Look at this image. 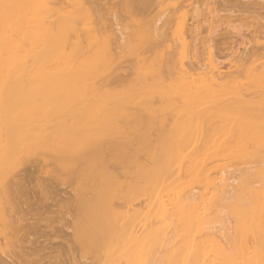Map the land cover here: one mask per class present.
Instances as JSON below:
<instances>
[{"label":"bare ground","instance_id":"6f19581e","mask_svg":"<svg viewBox=\"0 0 264 264\" xmlns=\"http://www.w3.org/2000/svg\"><path fill=\"white\" fill-rule=\"evenodd\" d=\"M198 1L199 0H0V20L2 17L3 21L0 34V78L2 79L0 82H2V87L5 92L7 91L5 97H3L4 101H0V104L3 103L4 105L2 106L4 107L3 111L6 113L3 117L4 122H0L2 123L0 125V139L2 140L0 142H2V144L0 145H2V149L5 151L2 152L7 153L9 151L7 155H5L7 160H13L10 158L12 155L13 158L17 154L21 156V150H25L30 144L29 141L31 138H29V134L26 130L24 131L23 128L15 127L14 125L17 118L19 119V117H21V120L23 118L20 111L22 112L23 110L24 112L27 107H34V101L41 103L42 113L48 108L65 107L67 105L65 103L68 101L69 105H72L70 104V102L73 103L70 99L72 96L71 94L70 97H67L66 101H59V99L58 101L57 99L56 101H50L49 99L41 101L38 99H31L30 95L28 96L23 93L28 89H26V86L37 85L35 89L36 87L42 88V85L49 87L48 85L56 83L55 79L59 77H62V80L71 77V83L75 82L73 80L75 78H89L88 80H92V82H96L95 80H97L98 85H95L97 86L96 94H98L97 92L101 93V97L99 94L98 96L100 99L102 98V101L106 97V100H109V95L114 99V96L110 93H114L113 95L116 96L117 93L119 94L121 93L120 91L123 90H125V93L130 91L132 95L135 94L133 92L140 94L142 92V94L147 97L149 94V97H151V100L149 98L151 106H149L152 110H161V113L158 111V113H160L158 116L162 114V110L166 112L164 113L163 111L166 115L169 113L171 114L172 112L167 110L168 108L178 111L177 115H173L172 117L171 115H167L169 118H166L174 122L173 125L171 124L169 126V129H173V131L175 129V122L181 119L182 113H186L188 110L191 111L196 109L197 112L206 111L204 112L206 115L208 112V116L204 118L206 119L208 117L209 121L211 117L209 116L210 112L214 111L215 113H213V115L217 117V120L208 122V119H206L207 123H204L206 121L204 119V122L202 121L201 123L200 121L197 124L194 122V119H190L189 122L193 120V123L192 121L191 123L195 124L194 126L196 128L194 129L197 130L196 135L192 136L193 134H191L192 138L195 137L190 141L191 144L187 143V138L184 139L179 137V139H184L183 142L186 141L185 143L188 144L186 145L184 143L182 147L179 145L180 142L176 135L183 136L184 134V129L182 127L185 126V124L183 120H180L182 124L181 129L183 130H178L179 133L176 132V137H173L174 140H177H170L172 135L166 137L167 139L169 137L168 140H170V143H168V140L167 143L169 144L168 147L171 144L170 148H165L167 146L165 143L166 139H164L166 136L165 134L162 139L160 137L162 140L159 141L160 144L159 142L157 143L158 138L156 139L157 141H152L153 145L164 146H159V149L156 145L157 149L154 148L155 146L152 147L149 143L151 141L146 139L145 141H149L147 143L149 146L145 147L147 144L143 141L144 145L142 148H147L146 150H148V152H142L143 154L141 153V155H139L141 158H136L137 156H134L136 158L135 161L134 157V159H132L133 161L131 163L134 162V166H132L133 164H131V166L134 167L132 171L134 172V178L133 180L131 179L132 182L131 180L130 182L133 185H131V183H125L126 180L123 183L126 187L128 185L127 188L130 189V192L133 188L141 192L145 189V191L142 192L143 196L141 195L142 199L141 197L139 198V196L137 197L142 201H126V196L130 199L132 197L129 191L127 192L128 189H125L126 187L124 190H120L121 187H124L123 184L122 186L120 185V188H117L119 191L115 192L122 193L126 191V195L122 193V196L124 195L123 198L125 197V202L123 199L119 198L120 195H118V198L116 196L117 194L114 195V199H120V203L122 202L121 200H123V203L128 204L126 209L127 212H129L128 215H131L128 216L129 219L123 217L125 213L122 211L123 208H120V211L124 213H122V215L120 214L124 219V223H126V220H130L127 221L129 224L127 225V229H125L126 231L131 226L130 231H126L128 233L130 232V234L129 236H125L128 238L124 237V235H128V233L123 235L128 241L124 243L122 240L123 238L118 239L121 241L119 242L120 244H118L120 248L118 250L113 248V242H115L114 238L110 235L106 236L108 234H105L111 227L109 225V227H107L106 224L104 226L102 223L104 230L106 227L104 231L105 236H103L105 239L104 242L106 243H103L102 237V240L98 241L100 244L102 242V244L99 245L98 243V246L96 245V247H94L96 250L93 249L91 251L95 259V262H92V264H264V23H262L258 17V14L264 12V4L254 1L232 2L230 0H201L203 3L200 4ZM186 7H190L191 17L188 16L190 13H188L189 11ZM184 8L188 11L187 16L186 11L183 10ZM218 11H224L228 14L219 15ZM231 16H235L234 18L238 21L242 20L250 24L248 25L245 23L247 28L244 30L234 27L236 36L227 29H221L215 33L217 29V25L215 24L230 20L229 18H231ZM187 18L189 23L188 21L186 22ZM252 21H256V23ZM203 23H205V25ZM236 37L241 40L240 44L242 46V51H239V48L238 50L234 49L233 45L235 44L234 39H236ZM247 45L249 46L247 47ZM221 58L226 59V66L222 67L221 64L223 62H218ZM51 78H55V82L52 81ZM34 79H39V82L42 81L43 83L45 80L51 79L52 82L48 85H46V83H49V81H45V85L40 82L42 84L38 86L40 83L35 82ZM58 80L57 82L61 81ZM66 82H68V80H66ZM78 82H80V80H78ZM78 82L75 83V86ZM68 83H66V85ZM2 84L0 83V86ZM85 84L86 83L81 85V88L78 87L80 83L76 86L77 89L79 88V92L80 89L85 87ZM68 85L71 87L73 86L71 84ZM47 87L45 89H47ZM53 87H56L55 84L51 87V91L54 90L52 93L50 92L51 94H54L56 91V88L53 89ZM32 89L34 90V86ZM57 89H59V87ZM68 89L70 90V87ZM84 89H82V91ZM15 90H17V92ZM20 90L23 93V98H21L22 94L20 96ZM37 90L39 91L40 89L37 88ZM42 90L44 89H41V91ZM78 90L77 95L79 94ZM8 91H11V93L14 91L15 93L13 94L15 96H11ZM58 91L57 92L62 95L63 89ZM82 91L80 92L82 94L88 93ZM50 93L47 95L50 96ZM74 93H76V91ZM63 94L67 95L68 93L64 92ZM103 94L106 95L105 98ZM93 95L94 94H92V96ZM25 96L30 99H27ZM56 96H58L57 93ZM95 96H93L95 99H92L97 102V98L99 97ZM144 96L141 97L143 99L139 97V100L136 101L142 103L146 98V96ZM120 97H123V95H120ZM120 97L116 96V100L118 101ZM89 99L88 97V100ZM93 100L91 103L94 102ZM119 100H121V98ZM124 100L125 99H123V101ZM75 101H77V99ZM99 101L97 104H92H96L98 107ZM88 102H90V100ZM105 102H107V105L109 104L108 101ZM121 102L118 101L117 103ZM100 103L102 102L100 101ZM144 103L148 105L146 102H143L142 105H140L144 107L140 106L141 108H139L136 105V108L143 110L145 107L147 109L150 108L144 105ZM79 104L81 107V105H83V100L82 103L80 102ZM110 104V107L114 105V103ZM107 105L104 106L109 108ZM22 107H25V109H22ZM94 107L95 109L97 108L96 106ZM134 107L132 109H134ZM18 108L20 111H16ZM9 110H13L11 111L12 113ZM144 111H146V109ZM259 111L261 112L259 113ZM26 112L27 111L24 113ZM194 114L193 111V115H191L192 118ZM202 114L203 113H201V115ZM138 116L140 115L138 114ZM140 117H142V115ZM140 117L138 118L140 119ZM196 117H199V115L197 116L196 114ZM142 118L140 119L141 121L143 120ZM140 120L134 121V123ZM164 120L165 118L161 124L168 122ZM146 123H148V126L151 128V120ZM191 123H189V125ZM168 124L170 123L168 122ZM181 124L179 125L178 123L176 128L178 127L180 129ZM162 125L159 123V126ZM135 126L136 125H134V128ZM138 126L140 127L139 124ZM171 126L174 127L171 128ZM139 127H137L138 130ZM141 127L140 129H143V127ZM146 127L145 124L144 130H146ZM190 127H193V125L189 126V128ZM42 128L44 129V127ZM137 128L134 130L136 131ZM161 128L163 129V126ZM148 129L149 127H147V130ZM38 130L42 129L38 128ZM138 130L136 131L137 135H139V132L141 133L144 131L140 130L138 132ZM195 130L192 128L190 132L192 133ZM168 131L169 130H167V132ZM145 132L146 131H144V133ZM180 132L183 134L180 135ZM167 135H170V131ZM185 136L186 134L184 137ZM2 138H4V140ZM44 138L42 140H44ZM34 139L31 141V146H33V142L36 141ZM107 139L104 141L106 144H109V139ZM137 140H139V138ZM3 141H7L4 142V145L7 144V146L5 145V149ZM171 141L175 143L178 142L179 144L174 143L175 145H172ZM151 147L152 149L154 148L153 151ZM142 148L140 149L139 146V151H142ZM46 150L53 153L54 158L58 155H62L58 148L57 150L60 154L57 152L56 148L54 149L56 153L49 147H47ZM43 151L45 152V150ZM43 153L40 155L43 156ZM93 153L94 152L88 153L92 154L90 155L91 158L87 155L91 160L84 158L87 157L85 154H80L85 161L78 156L79 161H84V163L82 161L84 164L83 168L80 165L81 162H79V168L82 169H79L82 173L79 176L81 177L85 172V176L87 174L90 175V173L92 174L91 178L94 176L93 179L96 180L94 182L96 185H92L93 183L90 182L91 184L88 187V191L90 192H88V194L92 195H89L92 199L91 201H94V203L97 201V203H99L98 200L100 198L95 197L97 195L94 191L95 188L97 190L95 186L100 185L102 187V185L105 184L109 185V178L112 176L107 173L110 176L108 177L105 164L103 163V165L100 163V156H96V154L94 155L95 161ZM137 154L138 153L135 155ZM50 155L52 156V154ZM60 156L57 157V163L61 162L59 158L61 160L64 158V155H62L63 158ZM96 157L98 158L96 159ZM54 158H52L53 161ZM14 159V161H16L18 158L16 157ZM49 159H51V157ZM74 159L76 160V157L72 158V161H69L68 167L72 166V164L70 166L71 162H77ZM37 161V159L32 161L33 165L38 164ZM94 161L99 162L94 163ZM16 162L18 163V161ZM54 162H56V160ZM43 163L44 162L41 164ZM8 164L11 163L9 162ZM46 164L48 166L50 163ZM46 164H43V166ZM95 164L97 168H99L98 170H94ZM99 164L102 165L101 169ZM5 165L7 164L5 163ZM73 165L76 164L74 163ZM90 165L93 169L89 167ZM103 166H105L104 169ZM9 167L10 166H8V168ZM84 168L85 172H82ZM88 168H91V171ZM3 170L6 172V168ZM93 170L94 172H92ZM99 170H101V174ZM87 171L90 172L87 173ZM97 171L99 174L97 173L96 175ZM102 172L105 173L108 180L105 178V175L102 177ZM95 175L98 179L95 178ZM98 175L101 176L98 177ZM120 175L121 174H119V176ZM15 177V175L13 177L11 175L10 181L8 180L0 185V264H37L35 261H39L37 258L40 255L43 257L41 258V262L50 261L52 259L49 260L48 258L50 257H47L49 253H51L47 251L46 244L48 240L46 241V239H43L41 241L39 238L44 237L43 234L46 230L53 234L52 226L54 225L48 221L52 219L50 215L51 210H49L51 209V204L47 203L45 191L42 192L44 188H41L42 190L38 189V191H36V193L39 192L37 193L38 195H34L36 198L34 204L36 203L35 206H37V209L34 205V207H32L33 203L31 204L29 201L30 199L28 200V197L31 198V196H28L30 190L27 191L24 182H21L23 177L19 178L18 181ZM91 178L87 179L93 180ZM81 179L85 181L83 176L79 179L80 184H78L77 187H80L76 188L78 192H82L85 187L81 186L83 184ZM129 184L131 187L133 186L132 189L131 187L129 188ZM90 186L95 188H91ZM148 188L151 190L149 191ZM78 192L76 194L80 195L81 193ZM148 193L150 196H148ZM31 194L33 193L31 192ZM146 194L147 197H149L148 199H145ZM94 198L98 200L95 201ZM77 200H80V197H78ZM31 201L33 202L34 200ZM81 201L83 202V198H81ZM111 201L113 200L111 199ZM129 201L131 203H128ZM117 204L119 205V203ZM125 204L121 206H125ZM99 205L100 204H97V206L93 205L91 210L94 213L96 211V213L101 216L102 212L98 209L101 205ZM58 206H60V204H58ZM93 207L96 208L94 209ZM111 207L110 210L118 208L115 205L113 206L114 208ZM38 210L42 212L48 211L50 216L48 214L47 216L51 218L47 217V220H42L41 218L44 216H38ZM98 210H100L101 213L97 212ZM111 212L114 213V210H111ZM96 213L95 217L81 215V218L83 216H85V218L83 217L82 220L80 217L77 218V222H79V220L81 222H79V225L77 224L73 227L75 228L73 235L77 234L73 236L74 240L77 239L76 241H80L81 243L83 238L85 239L86 237H84V235H87V233L89 235L90 230L91 232L93 231L94 225L101 220H99L101 217H98ZM27 215L30 217H27ZM34 216L37 218L35 219ZM86 217L89 218V222H87L88 219ZM48 224L49 226L51 225L52 229L49 228ZM123 224H120V229H124L125 226L122 227ZM91 225H93V227ZM89 227H92V229ZM85 228L88 230L86 231ZM24 230L37 235V242L35 241L34 243L37 247L32 244L34 248H37L36 252L33 251V248L31 250L32 253L22 249L19 235L21 231ZM117 230L118 229L115 230V234ZM151 232H154L155 235L153 234V238H156L154 242L152 241L153 238H151L150 242H152L149 244V247H147V251L145 250L144 258H142V249L146 247H143L144 239L146 238L145 235L147 233L151 234ZM157 232L158 237L156 236ZM55 233H57L56 230ZM80 234L81 236H79ZM78 236L82 238L80 239ZM94 237L95 236H91L90 239L93 240ZM110 237L112 239H110ZM106 239H110L112 242L109 240L107 243ZM122 242L123 244L121 245ZM109 243H112V245L109 246ZM148 243L149 242H147V244ZM99 246H101L102 249ZM88 248L89 247H87V249ZM69 249L66 248L65 251L67 252ZM57 251L59 250H56V252ZM39 253L40 255H38ZM31 254L34 255L32 256ZM35 254L36 256L38 255L37 258L35 257L36 259L34 258ZM62 255L65 256L64 253L59 251L56 254L54 253L52 258L55 260L61 259L60 262L65 264V261L64 263L62 261L65 259ZM67 256L69 258L66 264L77 263L74 261L75 256L74 258L71 254ZM55 260L53 261L55 262ZM60 262H55L54 264H59Z\"/></svg>","mask_w":264,"mask_h":264},{"label":"rangeland","instance_id":"374dc122","mask_svg":"<svg viewBox=\"0 0 264 264\" xmlns=\"http://www.w3.org/2000/svg\"><path fill=\"white\" fill-rule=\"evenodd\" d=\"M230 1H232V2H247V1H249V2H257V3H260V4H264V0H230ZM198 3H200V4H202L203 3V1H201V0H199L198 1ZM198 3H197V5H198ZM201 7V6H200ZM203 7V6H202ZM187 8V7H186ZM186 8H184L183 10H185L186 11ZM188 9V11H186V16H187V12L188 13H190L191 11H190V7H188L187 8ZM218 14L219 15H226V14H228V13H226V12H224V11H218ZM232 15H236V14H232ZM188 16H190L191 17V13L190 14H188ZM235 17V16H231V18H229L230 20H225V22L223 21V22H220V24L219 23H216L215 25H217V29H216V31H215V29H214V31H215V33H217L218 32V30L220 31L221 29L222 30H229L230 32H233V34L235 35L236 33V30H235V28H240V29H246L247 28V26H246V24H250V23H247V22H243L242 20L240 21H238L237 19H233V18ZM258 17H259V20L262 22V23H264V12L263 13H261V14H258ZM189 18V17H188ZM188 18H187V20H186V22L188 21V23H189V20H188ZM233 19V20H232ZM224 20V19H223ZM253 23H256V21H252ZM206 23V22H205ZM205 23H203L204 25H205ZM246 23V24H245ZM207 24V23H206ZM220 26H219V25ZM208 25V24H207ZM230 26V28H229V26ZM219 26V27H218ZM233 28H232V27ZM3 27V21H2V17H1V20H0V34H1V28ZM204 27V26H203ZM207 27V26H206ZM235 27V28H234ZM236 36V35H235ZM235 36H234V38H235ZM235 40V44L233 45L234 46V49L236 50H238V48H239V51L241 50L242 51V46H241V40L239 39V38H237L236 37V39H234ZM249 45H247V47H248ZM218 62L219 63H222V64H224V65H222L221 64V66L223 67V66H226V64H225V62H226V59L225 58H221V59H219L218 60ZM61 78V79H60ZM48 79V78H47ZM52 79V78H51ZM51 79H49V80H45L46 82H48L49 81V83H46L45 81H44V83L42 82V81H40V82H42L44 85H45V83H46V85H48V84H50V82H52V81H54V79L55 78H53L52 79V81H51ZM59 79V80H58ZM68 80V82H70V83H68V82H66V80ZM64 80H62V77H59V78H56L55 79V81H56V83H53V85H48L49 87H47V86H43L42 85V88H39V87H36V89H35V86H37V85H31L32 87L34 86V90L32 89V87L31 86H26V89L28 90V92H27V90L25 91V92H23V93H25V94H27L28 96L30 95V98L31 99H38V100H41V101H45V100H50V101H56V99H57V101H58V99H59V101H62V100H67V97H70L71 95V100H72V102L73 103H71L70 102V104H72V105H69V101L67 102V103H65V104H67L65 107H62V108H51V109H47L44 113H42V108H41V103H39V102H37V101H34V104H35V106L33 107L32 106V108H29V107H27L26 109H25V107H22V109H25V111H27L26 113H24L23 112V110H22V112L20 111V107L18 108V110H16V111H20V114L22 115V120L20 119L21 117H19V119L17 118V120H16V122L14 123V125H15V127H21V128H23L24 129V131L26 130V132L29 134V138H31L30 139V141H29V146H28V144H27V148L24 150H21V156H19V154H17V155H15L14 156V158H20L19 160L17 159L16 161H18V163L16 162V161H14L15 159L13 158V155H12V157H10V154H9V157L10 158H12L13 160H11V161H13V162H11V161H9V160H7L5 157V155H7V153L9 152H7V153H4L5 151L2 149L3 147H2V145H0V165H2L3 163V165L2 166H0V172L2 171H4L3 173H4V175H3V173L1 172V174H0V185L2 184V183H4V182H7L8 180L10 181L11 179V175H12V177L15 175L16 177V180L18 181V179L19 178H22L21 179V182L23 181L24 182V186L26 187V190L27 191H29L30 190V194H29V192H28V196H31V198H29L28 197V200L31 202V204H32V207H34L35 206V204H34V202H35V200H36V198L34 197V195L36 196V194L37 193H39V192H37L36 193V191H38V189H41V188H44V190L42 191V192H44L45 191V195H46V201H47V203H50L51 204V209H49V210H51L50 212L52 213H50V215H51V217H52V219H53V221H52V219H51V221H50V219L48 220L49 222H51V224L52 225H54V226H52L53 227V229L51 228V225L49 226V224H48V226H49V228H51L53 231V234L51 233V232H48L47 230H46V232L43 234V236L44 237H40L39 238V240H43V239H46V241H47V244H46V246H47V251H50L51 253H49V255L47 256V257H50V258H48L49 260L50 259H52V260H50V261H42L41 262V258H43L42 257V255H40V253L38 254V255H40L38 258H37V256H36V254H35V256H34V258L36 257L37 258V260L39 259V261H35L34 259V261L37 263V264H54L55 262L56 263H58V262H60V260H55L54 258H52L53 257V255H54V253L56 254L57 252H59V251H61L62 253H64L65 254V256L64 255H62L65 259L64 260H62L63 261V263H64V261H65V264L66 263H68L67 262V260H68V254H71V256H73V258H74V256H75V258H74V261H75V263L76 264H92V262H95V259H94V255H93V253H91V251L94 249V250H96L94 247H96V245L98 246V243H99V245H101L102 244V242H101V244H100V242H98V241H101L102 240V237L103 236H105V234H108V235H106V236H111L112 238H114V240H115V242H113L114 244H113V248H115L116 250H118L119 248H120V246H118V244H120L119 242H121L120 240H118V239H121V238H123L122 240H123V242L124 243H127V242H125V241H128V239L126 240L125 238H128V237H125V236H129V234H130V232L128 233V232H126V231H130V228H131V226H130V228L128 229V230H126L125 231V229H127V225L129 224V222L127 223V221H130V220H126L125 222L126 223H124V219H123V217L124 218H127V219H129V217L128 216H131V215H128L129 214V212H127V207H128V204H127V206H126V204L125 203H123V200H124V198H123V196L124 195H126L125 193H126V191L125 192H122L124 195L122 196V193H117L119 190L117 189V188H120V185L122 186V184L125 182V180H126V182L125 183H131L132 182V180H133V178H134V172H132L133 171V168L134 167H132V166H134V162L133 163H131L133 160L132 159H134L136 156V158H138V157H140L141 158V156H139V155H141V153L143 152V153H145L146 151L148 152V150H146L145 149V147H147V146H149V144H147L149 141H151V142H149L151 145H152V147H154L156 144H152L153 142H154V140L155 141H157L156 139L158 138V141H157V143L159 142V141H162L161 139H162V137H163V135L165 136V138L164 139H166V141H165V143L167 144V146L165 147V148H170V146H171V144H170V146L168 147V143H170V140H174V138L177 136V139L179 140V142H180V144L177 142V143H175L174 141H176V140H174V141H171V143H172V145L175 143V144H179V145H181V147L183 146V144L186 142V141H184L183 142V140L184 139H186L187 140V143L188 144H191V140H193L195 137H191V134H193L192 136H194V135H196V131L197 130H195L194 128H196L194 125L195 124H192L193 123V120H191L192 121V123H191V121L189 122V120L190 119H194V122L197 124L198 122H200L201 121V123H202V121L204 122L206 119H208V122H210V121H214V120H217V117H214V115H213V113H215L214 111H212V112H210V115L209 116H211L210 117V121H209V118L207 117L206 119L204 118V117H206V116H208V112H207V115H206V113L204 114V112H206V111H196V109H194V110H188L186 113H182V118H184V119H179V120H177L176 122H175V124H174V126H171V128H175L174 129V131H173V129H169L170 127V125L172 124L173 125V123L174 122H172L171 121V119L170 120H167L166 118H169V116L171 115V117L173 116V115H177V112L178 111H176V110H172V109H170V108H168L167 110H169L170 112H172L171 114L169 113V114H167V115H169V116H167L166 114H164V113H166L164 110H162V114L160 115L161 116V118H160V116H158L161 112V110H152V108L150 107L151 106V103L149 102V98H150V100H151V97H149V94H148V97L146 96V98H145V101L143 100V102H146L148 105H146L145 103H144V105H146V106H148V107H150V108H146L145 107V109H146V111H144L143 109H138V108H136L137 106L139 107V108H141V107H144V106H141L142 105V103L141 102H139V101H136V100H139L138 98L140 97H142V96H144V94H142V92H141V94L140 93H136V92H133V93H135V94H131V92L130 91H127L126 93L124 92L125 90H123V91H120L121 93H119L120 95H123V97H120V95L118 94H116V96L118 97H120L121 98V100H119L118 99V101H123V99H125V100H127V101H123V102H121V103H117L118 101L116 100L117 98H116V96L115 95H113L112 93H110L112 96H114V99H113V97H111L110 95V97L108 96V98H109V100H106V98H105V96L106 95H104L103 97L105 98V99H103V101L100 99V97H101V93L100 92H97L99 95H100V97L98 96V94H96V90H97V86H95V85H98V83H97V80H95L96 82H92V80L90 81V80H88L89 78H79V79H77V78H75L76 80H77V82H78V80H80V82H78V84L77 85H79V83H80V85L78 86L79 88H81V85H84V83H86L87 85H88V87H87V85L85 84V87L87 88H85L84 86H82V87H84V88H82V89H84L83 91H82V89H80V92L82 91V92H85V93H87V94H82V93H80L79 92V88L77 89V85L75 86V83H77L76 82V80L75 79H73L75 82H72L71 83V77H69V79H67V78H65ZM86 81H85V80ZM94 79V78H93ZM25 80V79H24ZM57 80L58 81H60V82H57ZM72 80V81H73ZM84 80V81H83ZM0 81H2V79L0 78ZM34 81L35 82H39V79H34ZM54 81V82H55ZM63 81H64V83H63ZM83 81V82H82ZM39 82V83H40ZM92 82V83H91ZM1 84H2V82H0ZM42 83H40V84H38V86H40ZM59 83H61V84H59ZM66 83H68V84H71V85H73L72 87L70 86V85H66ZM96 83V84H95ZM54 84H55V88H56V93H57V95L58 96H56V93L54 92V94H51L53 91H51V87L52 86H54ZM57 84H58V86H57ZM93 84V85H92ZM61 85V86H60ZM3 86V84L0 86L1 88H0V94H2V95H0V101H4V98L3 97H5V93L7 92H5V90H4V88L2 87ZM51 86V87H50ZM66 86V87H65ZM74 86H75V88H76V90H75V88H74ZM92 86V87H91ZM47 87V89H45ZM59 87V89H57ZM65 89H64V88ZM70 87V90L68 89ZM37 88L38 89H40L39 91L37 90ZM50 88V89H49ZM54 87H53V89H55ZM41 89H44V90H42L41 91ZM63 89V93L65 92V93H68L67 95H64L63 93H62V95H61V93H58L59 91L58 90H62ZM99 89V88H98ZM36 90V91H35ZM77 90H78V95H77ZM16 92H17V90H15ZM33 91H35V92H33ZM49 91V92H48ZM58 91V92H57ZM76 91V93H74ZM95 91V92H94ZM99 91V90H98ZM9 92V94H11V96H15L13 93H15L14 91H12V93H11V91H8ZM51 92V93H50ZM61 92V91H60ZM122 92H124V93H122ZM23 93L21 92V90H20V96H21V94H22V96H21V98H23L24 96H23ZM50 93V96H51V99H50V96L49 95H47V94H49ZM18 94V93H17ZM16 94V95H17ZM24 94V95H25ZM71 94V95H70ZM82 94V95H81ZM90 94V95H89ZM92 94H94L93 96H95V94H96V96L95 97H99V98H97V100L99 101V99H100V101L102 102V103H100V101H99V106L100 107H105L106 105H107V102H105V101H108V103L110 104H113L114 103V105H112V107H110L109 106V104L107 105V107H109V108H100L99 106L97 107V102L96 101H94L93 99H95V98H93V96H92ZM146 94V93H145ZM8 95V94H7ZM19 95V94H18ZM69 95V96H68ZM79 95H80V97H79ZM133 97H132V96ZM139 95V96H138ZM141 95V96H140ZM49 98H48V97ZM54 96H56V97H54ZM73 96H75V97H73ZM83 96H85V97H87V98H85V97H83ZM129 96V97H128ZM138 96V97H137ZM144 96V97H145ZM26 97V96H25ZM53 97V98H52ZM88 97L90 98L89 100H90V102H88L89 100H88ZM132 97V98H131ZM27 99H30L29 97H26ZM26 98H24V99H26ZM81 98V99H80ZM93 98V99H92ZM114 100V102H113V100ZM136 98V99H135ZM69 99V98H68ZM77 99V101H75ZM85 99V100H84ZM110 99H111V101L113 102H111L110 101ZM131 99H132V101H131ZM141 99H143V98H141ZM82 100H83V105H81V107L79 106L80 104V102L82 103ZM87 100V101H86ZM94 101V102H92V103H96V104H92L91 103V101ZM147 100V101H146ZM75 101V102H74ZM115 101H116V103H115ZM129 101H130V103H131V105H130V103H129ZM141 101V100H140ZM1 102V103H2ZM64 102V101H63ZM77 102V103H76ZM106 104H105V103ZM127 102H128V104H127ZM134 102V103H133ZM150 104H149V103ZM88 103V104H87ZM103 103H104V105H103ZM126 103V104H125ZM138 103V104H137ZM64 104V105H65ZM87 104V105H86ZM110 104V105H111ZM141 104V105H140ZM91 105H94V106H96L97 108L95 109V107L94 106H91ZM133 105V106H132ZM137 105V106H136ZM150 105V106H149ZM2 106H4L3 105V103L2 104H0V122H4V120H3V117L5 116L4 114H6L3 110V108L4 107H2ZM83 106H84V108H83ZM135 106V107H134ZM141 106V107H140ZM94 107V108H93ZM134 107V109H132ZM163 108V107H162ZM161 108V109H162ZM152 111H151V110ZM166 110V109H165ZM10 111V110H9ZM9 111H8V113H9ZM11 111H13V110H11ZM10 111V112H11ZM148 111V112H147ZM153 111H155V112H153ZM158 111L160 112V113H158ZM163 111H164V113H163ZM168 111V112H169ZM174 111V112H173ZM193 111H194V117L192 118V116L191 115H193ZM4 112V113H3ZM15 112V111H14ZM13 112V113H14ZM146 112H147V114H146ZM197 112V113H196ZM261 111H259V113H260ZM12 113V112H11ZM18 113V112H17ZM17 113H15V114H17ZM154 113V114H153ZM176 113V114H175ZM199 113V114H198ZM201 113H203L202 115H201ZM138 114L141 116L142 115V117H140V116H138ZM157 114V115H156ZM196 114H197V116L199 115V117H196ZM137 115V116H136ZM149 117H148V116ZM151 115V116H150ZM157 117H156V116ZM201 115V116H200ZM145 116V117H144ZM165 116V117H164ZM213 116V117H212ZM136 117V118H135ZM138 117H140V119L142 118L143 120L141 121ZM146 117H147V119H146ZM165 118V120L164 121H168L170 124H168V122L167 123H162V124H164V125H162L161 124V122H163V119ZM190 117V118H189ZM195 117H196V119H195ZM135 118V119H134ZM153 118V119H152ZM159 118V119H158ZM163 118V119H162ZM198 118V119H197ZM212 118V119H211ZM214 118H216V119H214ZM134 119V120H133ZM140 120V121H138V122H135L134 123V121H137V120ZM156 119V120H155ZM158 119V120H157ZM200 119V120H199ZM205 119V120H204ZM3 120V121H2ZM146 120V121H145ZM151 120V128H150V126H148V123H146V122H149ZM153 120H155V121H153ZM162 120V121H161ZM183 120V123L185 124V126H183L182 127V124H181V121ZM195 120H198V121H195ZM219 120H222V119H219ZM23 121V122H22ZM160 121V122H159ZM185 121V122H184ZM22 122V123H21ZM142 122V123H141ZM2 123H0V125L2 124ZM140 125V127L142 126L143 127V129H140V127L138 126V124ZM156 123H158V124H156ZM159 123H160V125H162L163 126V129L161 128L162 126H159ZM178 123H179V125L181 124V126H180V129L177 127L176 128V126H178ZM189 123H191L192 125H193V127H190L189 128V126H192L191 124L189 125ZM204 123H207V120L204 122ZM144 124V125H143ZM145 124H146V126L147 127H149V129L147 130V127H146V130H144V128H145ZM149 124V125H150ZM168 124V125H167ZM177 124V125H176ZM53 125H54V127H53ZM134 125H136L135 126V128H137V127H139V130H138V128L136 129V131L138 130V132L141 130H144V131H146L145 133H144V131H142L141 133L139 132V135H141V136H139V135H137V132L134 130L135 128H134ZM42 127H44V129L42 128ZM48 127V128H47ZM141 127V128H142ZM181 127L184 129H181ZM38 128L40 129H42V130H38ZM159 128H161V129H159ZM192 128H193V130H195V131H193L192 133L190 132L191 130H192ZM189 129H191V130H189ZM160 130H161V132H160ZM165 130V131H164ZM167 130H169L170 131V135H167L168 134V132H167ZM181 131V130H183L182 132L184 133H181L180 132V135L181 134H183V136L181 135V136H178V134L176 135V132H178L179 133V131ZM38 131H39V133H38ZM171 131H173V132H171ZM43 132H45V133H43ZM163 132V133H162ZM165 132V133H164ZM37 133V134H36ZM143 133V134H142ZM40 134V135H39ZM186 134V136L184 137V135ZM43 135H45V136H43ZM172 135V136H171ZM176 135V136H175ZM34 136H35V139H34ZM142 136H143V138H142ZM167 136H171L172 137V139H171V137H170V140H168L169 139V137H168V139L166 138ZM175 136V137H174ZM1 137V136H0ZM33 137V138H32ZM44 137H46V138H44ZM139 138V140H137L138 138ZM160 137H161V139H160ZM174 137V138H173ZM179 137H182V138H184L183 140H182V138L181 139H179ZM44 138V140H45V142H44V140H42ZM109 139V144H106L105 143V139ZM3 140H4V138H2ZM33 139L34 140H36L35 142H33V146H31L32 144V142L31 141H33ZM107 139V140H108ZM145 139L146 140H149L148 142L147 141H145ZM164 139H163V141H164ZM105 140V141H104ZM140 140H142V141H140ZM167 140L169 141L168 143H167ZM182 140V141H181ZM0 141H2L1 139H0ZM140 141V142H139ZM143 141H145L146 143L145 144H147L144 148H142V146L144 145L143 144ZM153 141V142H152ZM4 142H7V141H3V146H4V149H5V145L7 146V144H5L4 145ZM44 142V143H43ZM139 142V143H138ZM183 142V143H182ZM26 143H27V141H26ZM25 143V144H26ZM111 143V144H110ZM136 143H137V145H136ZM141 143V144H140ZM156 143V142H155ZM187 143H185L186 145H188ZM0 144H2V142H0ZM159 144H160V142H159ZM158 144V145H159ZM174 144V145H175ZM150 145V146H151ZM24 146V145H23ZM139 146H140V149L142 148V151H139L140 149H139ZM157 146V145H156ZM156 146L154 147V148H156ZM159 146H161V147H164V146H162V145H159ZM159 146H157L158 147V149H159ZM176 146H178V145H176ZM25 147H26V145H25ZM47 147H49V148H51V149H53V152H55L56 150H57V148L61 151V154L62 155H64V158H63V156L61 157L60 155H58V150H57V155L58 156H60L61 158H63L62 160L59 158V160L61 161V162H59V163H57V157L56 158H54V154L53 153H50L49 152V150H46V148ZM137 147H138V149H137ZM152 147H151V150L153 151L154 150V148L152 149ZM174 147V146H173ZM8 148V147H7ZM21 148V147H20ZM24 148V147H23ZM44 148V149H43ZM56 148V150H54ZM30 149V150H29ZM145 149V150H144ZM148 149H149V147H148ZM157 149V148H156ZM155 149V150H156ZM29 150V151H28ZM40 150H42V151H40ZM43 150H45V152L43 151ZM170 150V149H169ZM2 151H4V152H2ZM19 151V150H18ZM17 151V152H18ZM22 151H23V153H22ZM26 152V154H25V152ZM28 151V152H27ZM48 151V152H47ZM51 151V150H50ZM168 151V150H167ZM2 152V153H1ZM44 152V153H43ZM75 152H78V153H75ZM92 152H94L93 153V156L96 154V156L97 155H99L98 157L100 158V160H101V162L100 163H104L105 164V166H103V169H104V167H105V169H106V174L108 173V174H110V176H112V177H110L108 174V177H110L109 178V185L107 184H105L106 185V188H105V185H102V182H104L102 179H100V180H102V182H101V185H102V187L99 185V186H95V187H97V190H96V188L95 187H92V186H90L91 188H95V192L97 193V195L95 196V197H98V198H100L99 200L101 201H99L98 199H95V201L96 200H98V202L99 203H97V201H96V203L97 204H100L99 206H100V208H98V209H100L101 210V212H102V214H101V216L100 215H98L97 213H96V211H95V213L98 215V217H101V218H99V222L96 224V225H94V227H93V225H91L92 227H93V231L91 232V230H90V233H89V235H88V233H87V235H84V237H85V239L83 238V241L80 243V241L78 242V241H76V240H74L73 239V236H75V235H77V234H75V232H74V234L75 235H73V231H75V228H73L75 225H79V222H81L80 220H79V222H77L78 221V217H80L81 215H85V216H88V215H90V217L92 216V217H95V213L91 210V208H92V206L93 205H95V206H97V204L96 203H94V201H91L92 199H91V197L90 196H92L91 194H88V192H90V191H88L89 189H88V187H89V185L91 184V183H93L92 185H96L94 182L96 181L95 179H93L94 178V176H92L93 178H91V173H90V175L89 174H87L86 176H85V168H84V170L82 171V172H85V173H83L84 175H82L83 177H84V179H85V177H86V179H85V181H83V179H81V181H83V184L81 185V186H85L84 188H83V190H82V192H80L81 194L79 195V194H76L78 191V189H76V188H78V187H80V186H78L77 187V185L78 184H80V181H79V179L82 177H80L79 175L80 174H82L81 172H80V170H82V169H80L79 167V162H81V167L83 168V166H84V161H85V159L84 158H88V159H90L91 158V156L90 155H92V154H88V153H92ZM173 152V151H172ZM4 153V154H3ZM42 153L44 154L43 156H41L42 155ZM49 153V154H48ZM56 153V152H55ZM136 153H138L137 155H135ZM140 153V154H139ZM142 153V154H143ZM2 154H3V156H2ZM24 154H25V157H24ZM41 154V155H40ZM45 154H46V156H45ZM48 154V155H47ZM50 154H52V156L50 155ZM60 154V153H59ZM80 154H85L86 156L87 155H89L90 156V158L87 156V157H82V155L80 156ZM40 155V156H39ZM84 155V156H85ZM55 156H56V154H55ZM78 156L82 159H84V161L83 160H80L79 161V159H78ZM135 156V157H134ZM143 156V155H142ZM144 156H145V154H144ZM143 156V157H144ZM2 157V158H1ZM35 157V158H34ZM38 157V158H37ZM43 157V158H42ZM47 157V158H46ZM51 157V159H49ZM74 157H76V160L75 161H77L78 162V164H77V162H71L70 163V166H71V164H72V166L71 167H68L69 166V161H72V158H74ZM98 157H96V159L98 158ZM101 157H102V159H101ZM134 157V158H133ZM23 158V159H22ZM40 158V159H39ZM44 158H45V161H44ZM52 158H54V161L56 160V162H54L53 160H52ZM136 158L134 159V161L136 160ZM25 159V160H24ZM34 159V160H33ZM38 160L37 161V163L38 164H36V165H33V162L32 161H35V160ZM43 161H42V160ZM46 159H48L49 161L50 160H52L53 161V163H52V161H48V160H46ZM2 160V161H1ZM44 162L43 164H46V163H50L48 166H47V164L45 165V166H43V164H41L42 162ZM73 160V161H74ZM91 160V159H90ZM89 160V161H90ZM94 160H95V156H94ZM99 160V159H98ZM7 161H8V163L10 162L11 164H8L7 163ZM48 161V162H47ZM82 161H83V163H82ZM96 161V160H95ZM94 161V163H98L99 161H97V162H95ZM104 161V162H103ZM14 162H15V164H14ZM41 162V163H40ZM46 162V163H45ZM5 163L7 164V165H5ZM32 163V164H31ZM54 163H56V164H54ZM76 164V165H73V164ZM92 163V162H91ZM90 163V164H91ZM14 164V165H13ZM34 164H35V162H34ZM40 164V165H39ZM53 164H54V166H53ZM83 164V165H82ZM103 164V165H104ZM131 164H133L132 166H131ZM33 165V166H32ZM51 165V166H50ZM78 165V166H77ZM100 165V169H101V167H102V165L101 164H99ZM99 165H98V167H99ZM5 166V167H4ZM8 166H10L9 168H10V170H12V171H10L9 170V168H8ZM35 167V168H34ZM89 167H91L92 168V166L90 165ZM130 167V168H129ZM6 168V172H5V170H3V169H5ZM72 168V169H71ZM91 168L89 169L90 171H91ZM95 168H97V165L95 164V167H94V170H98L99 168H97V169H95ZM80 169V170H79ZM93 169V168H92ZM132 169V170H131ZM87 170V169H86ZM94 170L92 171V172H94ZM90 171H87V173H89ZM100 171V174H101V170H99ZM105 171V170H104ZM5 173H6V175H5ZM97 173L99 174V172L97 171L96 172V175H97ZM103 173V175H102V177H104V175H105V173L104 172H102ZM8 174V175H7ZM14 174V175H13ZM93 174H95V173H93ZM119 174H121L120 176H119ZM10 175V176H9ZM89 175V176H88ZM95 175V178H97V176ZM99 176H101V175H98V177ZM106 176V175H105ZM119 176V177H118ZM3 177V178H2ZM5 177V178H4ZM87 178H91V179H93V180H88ZM101 178V177H100ZM105 178H107V176L105 177ZM113 178V179H112ZM98 179V178H97ZM123 179V180H122ZM132 179V180H131ZM4 180V181H3ZM87 180V181H86ZM107 180H108V178H107ZM111 180V181H110ZM130 180H131V182H130ZM93 181V182H92ZM123 181V182H122ZM22 182V183H23ZM86 184H85V183ZM91 182V183H90ZM98 182H100V181H98ZM97 182V183H98ZM120 182H122V183H120ZM134 182V181H133ZM82 183V182H81ZM117 185V186H116ZM125 185H127V184H125ZM131 185H133L132 183H131ZM123 186H124V184H123ZM25 187H24V189H25ZM126 186H124V187H121L120 188V190L121 189H123L124 190V188H125ZM127 187H128V185H127ZM125 188V189H128V188ZM131 186H130V184H129V188H130ZM133 187V186H132ZM132 187H131V189H132ZM148 187V186H147ZM91 188H90V190H91ZM116 188V189H115ZM143 188V187H142ZM161 188V187H160ZM42 190V189H41ZM41 190H39V191H41ZM79 190H81V189H79ZM93 190V189H92ZM130 189H128L127 190V192L129 191ZM143 190V189H142ZM147 190V189H146ZM148 190H149V188H148ZM151 190V189H150ZM149 190V191H150ZM48 191V192H47ZM115 191H117V192H115ZM144 191H145V189H144ZM144 191H142V192H144ZM31 192L33 193V194H31ZM78 192V193H79ZM132 192V193H131ZM131 192L129 191V194H130V196L132 197L131 199L129 198V197H127L126 196V201L127 200H131V201H133V202H141L142 200V192L140 191V190H138V189H132L131 190ZM47 193V194H46ZM115 193V194H114ZM145 193H147V192H145ZM145 193H143V194H145ZM151 193V192H150ZM113 194V195H112ZM117 194V195H116ZM129 194H127V195H129ZM149 194V193H148ZM38 195V194H37ZM79 195V196H78ZM90 195V196H89ZM94 195V194H93ZM114 195H116L117 196V198H118V195H120V196H122V197H120L119 196V198L120 199H123V200H121L122 202L120 203V199L119 200H117V198H115L114 199ZM142 195V196H141ZM39 196H40V194H39ZM39 196H37V197H39ZM139 196V198L141 197V199L139 200V198H137ZM148 196H150V194L148 195ZM78 197H80V200H77V198ZM113 197V198H112ZM146 197H147V194H146ZM145 197V199H148L149 197H147L146 198ZM41 198V197H40ZM81 198H83V202L81 201ZM25 199V198H24ZM38 199V198H37ZM111 199L113 200V201H111ZM31 200H34L33 202L31 201ZM60 200H61V202H60ZM57 202H59V203H57ZM80 202V203H79ZM113 202V203H112ZM124 202H125V200H124ZM44 203V202H43ZM85 203V204H84ZM117 203H119V205L117 204ZM128 203H131L130 201L128 202ZM58 204H60V206H58ZM111 204H112V207H111ZM125 204V206H121V205H124ZM34 205V206H33ZM81 205V206H80ZM110 205V206H109ZM116 206V207H118V208H114L113 206ZM36 207V209H37V206H35ZM110 207L111 208H114V209H111V210H114V213H112L111 212V210H110ZM123 208V212L125 213V215H127V216H121L122 215V211H120V208ZM94 208V207H93ZM96 208V207H95ZM94 208V209H95ZM116 209H117V211H116ZM100 210H98L97 212H100ZM92 211V212H91ZM116 211V212H115ZM100 212V213H101ZM38 214V216H40V217H46V218H41L42 220H47L48 218L47 217H49L50 215L48 214L49 212L48 211H44V212H42V211H39L38 210V212H37ZM118 213V214H117ZM123 213V214H124ZM40 214V215H39ZM47 214L49 215V216H47ZM121 214V215H120ZM36 215V214H35ZM36 215V216H37ZM114 215H115V217H114ZM116 215H118V216H116ZM36 216H34L35 217V219L37 218ZM85 216H83L84 218H85ZM27 217H30L29 215H27ZM33 217V216H32ZM51 217H49V218H51ZM82 217V218H83ZM82 218L80 217V219L82 220ZM87 219H88V221L87 222H89V218L88 217H86ZM97 218V217H96ZM38 219H40V218H38ZM86 219V220H87ZM131 219V218H130ZM83 220H85V219H83ZM91 220H95V219H91ZM91 220H90V222H91ZM115 220H116V222H115ZM102 221V222H101ZM48 222V223H49ZM52 222H54V223H52ZM101 222V223H100ZM46 223V222H45ZM83 223V222H82ZM104 224V226H105V224L107 225V227H111V228H107L108 229V231H106L107 233H105L104 231L106 230V227H105V230H104V226L102 227V225ZM125 225H124V224ZM91 224V223H90ZM95 224V223H94ZM117 224H118V226H117ZM120 224H123V226L122 227H124V229H120L121 227H120ZM61 225H62V227H61ZM72 225V226H71ZM87 225H89V224H87ZM109 225V226H108ZM112 225V226H111ZM117 226V228H116V226ZM131 225V224H130ZM92 227L90 228V229H92ZM116 228V229H118L117 230V232H116V234H115V230L116 229H113V228ZM88 228V227H87ZM87 228H85L86 229V231L88 230ZM55 230H56V232L57 233H55ZM84 230V229H83ZM120 230H122V231H120ZM85 231V230H84ZM85 231V232H86ZM124 231H125V233H124ZM159 231V230H158ZM160 231H161V229H160ZM105 233V234H104ZM128 233V235H124V234H127ZM153 234H154V232L152 233L151 232V234H149V233H147L146 235H145V239H144V243H143V247H145L144 249H142V253L141 254H143V255H141V257L142 258H144L143 256H144V252H145V250L147 251V247H149V244L153 241L154 242V240H155V238L156 237H154L153 238ZM123 235H124V237H123ZM155 235V234H154ZM159 235H160V233H159ZM37 235H34V233H32V232H29V231H27V230H24V231H21V233H20V235H19V237H20V239H21V245H22V249L25 251V250H28L27 252H31L32 253V248L34 249L33 251H35L36 252V249L37 248H34V246H32V244L33 245H35L34 243H35V241L37 242V240H36V237ZM79 236H81V234L79 235ZM78 236V237H79ZM91 236H95L94 237V239L92 240V239H90V237ZM157 237H158V232H157V235H156ZM110 237V239H112ZM80 239L82 238V237H79ZM78 238V239H79ZM105 238H109V237H105ZM151 238H153V240L150 242V240H151ZM64 239V240H63ZM79 239V240H80ZM110 239H106L107 240V243H108V241L110 240ZM125 239V240H124ZM85 240V241H84ZM104 237H103V243H106V242H104ZM117 240H118V243H117ZM110 242H112L111 240H110ZM123 242L121 243V245L123 244ZM147 242H149L148 244H147ZM116 243H117V245H116ZM104 246H106L105 244H103ZM110 245H112V243H109V246ZM36 246V245H35ZM37 247V246H36ZM39 247V246H38ZM87 247H89L88 249H87ZM100 248H101V246H99ZM103 247V246H102ZM111 247V248H112ZM66 248L67 249H69L67 252L65 251L66 250ZM91 248V249H90ZM99 248V249H100ZM104 248V247H103ZM102 249V248H101ZM56 250H59V251H57L56 252ZM70 250H71V252L74 254H72L71 252H70ZM97 250H98V248H97ZM55 251V252H54ZM69 252V253H68ZM94 252V251H93ZM32 256L34 255V254H31ZM61 256V257H62ZM35 258V259H36ZM46 258V257H45ZM141 258V259H142ZM147 258V257H146ZM47 259V258H46ZM76 259H77V261H76ZM32 260V261H33ZM43 260V259H42ZM53 260H55V262L53 261ZM32 261H31V263H32ZM52 261V262H51ZM58 261V262H57ZM30 264V263H29ZM33 264H35V263H33ZM59 264H62L61 262L59 263ZM146 264V263H145Z\"/></svg>","mask_w":264,"mask_h":264}]
</instances>
